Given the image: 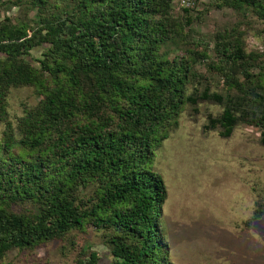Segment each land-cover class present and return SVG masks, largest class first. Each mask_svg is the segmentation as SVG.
Instances as JSON below:
<instances>
[{"label":"trees","instance_id":"1","mask_svg":"<svg viewBox=\"0 0 264 264\" xmlns=\"http://www.w3.org/2000/svg\"><path fill=\"white\" fill-rule=\"evenodd\" d=\"M26 1L38 12L35 26L0 21V259L12 247L32 249L90 223L117 231L110 237L115 264H172L160 254L165 186L153 170L154 149L183 105L198 100L222 106L207 127L218 125L229 137L237 124H253L264 144V74L248 72L259 55L245 52L237 37L217 35L227 91L188 94L199 53L160 52L181 33L173 0ZM219 6L252 9L264 25V0ZM178 7L189 21L193 8ZM34 47L42 56L36 65L26 57ZM22 85L42 97L18 119L15 137L6 96ZM90 185L92 197L80 198ZM17 201L37 208L10 210ZM263 213L257 209L253 218ZM77 264H100L99 257L90 252Z\"/></svg>","mask_w":264,"mask_h":264},{"label":"rangeland","instance_id":"2","mask_svg":"<svg viewBox=\"0 0 264 264\" xmlns=\"http://www.w3.org/2000/svg\"><path fill=\"white\" fill-rule=\"evenodd\" d=\"M220 1L199 0L188 14L189 21L177 4L172 7L181 33L162 45L160 52L169 58L187 57V50L199 53L186 86L188 94L203 89L227 91L214 50L216 36L221 33L239 38L245 52L258 54L248 72L255 79L264 74L261 19L252 9L235 10L219 6ZM27 3L0 0V21L9 18L35 26L38 12ZM27 32L31 33L30 27ZM26 57L35 64L42 58L40 47L31 49ZM244 73L236 76L243 81ZM41 97L30 85L9 89L6 115L15 137L19 136L18 119ZM221 110L220 104L210 100L184 104L154 149L153 170L165 186L157 218L165 244L160 254L166 253L172 264H264V213L253 218L255 210H264V144L259 140L262 128L241 122L229 137L221 136L218 125L207 127L208 116H217ZM3 129L4 122L0 121V141ZM93 186L81 190L80 198L92 197ZM36 208L37 203L32 201L12 202L9 206L16 212ZM116 232L112 227L86 223L83 229H72L65 237L43 241L32 249L12 247L0 264H77L90 252L97 253L100 264H115L110 237Z\"/></svg>","mask_w":264,"mask_h":264},{"label":"built area","instance_id":"3","mask_svg":"<svg viewBox=\"0 0 264 264\" xmlns=\"http://www.w3.org/2000/svg\"><path fill=\"white\" fill-rule=\"evenodd\" d=\"M199 0H173L180 7L194 8Z\"/></svg>","mask_w":264,"mask_h":264}]
</instances>
